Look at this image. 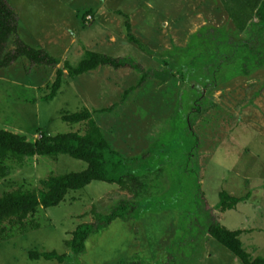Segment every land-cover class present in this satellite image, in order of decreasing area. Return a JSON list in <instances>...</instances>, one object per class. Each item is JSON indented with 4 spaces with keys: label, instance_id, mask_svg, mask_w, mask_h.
I'll list each match as a JSON object with an SVG mask.
<instances>
[{
    "label": "rangeland",
    "instance_id": "rangeland-1",
    "mask_svg": "<svg viewBox=\"0 0 264 264\" xmlns=\"http://www.w3.org/2000/svg\"><path fill=\"white\" fill-rule=\"evenodd\" d=\"M10 2L29 45L50 47L53 41L61 47L56 51L66 49L65 58L52 55L62 62L59 69L66 62L78 66L86 51L128 59L143 69L102 67L78 78L66 72L58 97L47 101L59 69L37 67L30 74L29 61L21 60L0 72V131L30 142L44 135H84L86 124L71 125L63 118L88 110L113 149L144 173L137 176L144 186L136 195L95 183L60 207L41 208L23 226L5 224L0 264H49L31 260L33 251L66 254L73 264H243L214 239L202 242L220 219L230 231L244 230L246 250L254 259L264 258V70L216 86L208 77L186 79L181 71L166 82L153 75L142 79L152 69L151 74L169 70L171 59L164 53L186 47L203 27L232 30L217 1ZM110 9L128 17L144 49L129 41L127 19ZM197 107L199 116L193 113ZM192 131L198 141L193 151ZM186 151H192L189 165ZM7 165L10 175L0 182V197L16 191L38 193L50 177L87 168L69 157ZM188 166L192 174L185 175ZM224 191L248 200L223 216L225 212L211 205L219 204ZM123 201L134 206L129 215L93 235L82 256H73L66 243L77 228L98 223L97 213L107 215Z\"/></svg>",
    "mask_w": 264,
    "mask_h": 264
},
{
    "label": "trees",
    "instance_id": "trees-1",
    "mask_svg": "<svg viewBox=\"0 0 264 264\" xmlns=\"http://www.w3.org/2000/svg\"><path fill=\"white\" fill-rule=\"evenodd\" d=\"M216 1L226 14L229 24L233 27L232 30L227 27H203L194 34L186 47L174 48L172 51L164 53L171 59L169 70L165 72L156 70L154 74H151L154 70L152 69L143 75L144 81L146 76L153 75V77L166 82V80L176 77L178 71H181L186 79L188 76L192 78L208 77L212 81L211 86H216L221 83V80L230 82L240 76L251 77L254 73L264 70V0ZM120 15H123L125 20L128 18L122 12ZM125 29L129 41L144 49L140 40L133 35L129 19L125 22ZM19 31L20 17L10 0H0V72L13 67L24 59L29 61L28 71L30 74H33V70L37 67L59 69L62 63L59 59L53 57L45 49L27 44L19 36ZM102 67H110L115 71L143 69L128 59L86 51L78 66L74 67L70 62H66L64 68L58 70L57 80L46 100L50 101L58 97L66 72L71 78H78ZM216 79L219 81L216 82ZM198 103H201V100ZM196 109L193 113L195 114L197 111L196 115L199 116L202 112L201 108L197 107ZM63 119L71 125L86 124L85 134L44 135L38 141L30 142L28 138L21 135L0 131V182L6 180L10 175V168L7 165L9 161L25 163L35 158L50 157L59 160L69 157L87 164L85 171L52 176L43 181V190L38 193L16 191L0 197V236L5 231L3 229L5 224L23 226L25 221L30 216L36 215L41 208L49 210L60 207L66 203L70 195L80 193L95 183L119 186L136 195L144 186L137 177L143 176L144 173L134 167V162L126 160L113 149L90 111L84 110L76 114H67ZM182 136H184L183 133ZM190 137L196 142L192 146V151L194 148L197 150L198 141L195 138V132L192 131ZM192 151H186L188 165L193 157ZM138 162L140 163L141 160ZM132 163L134 164L132 165ZM189 174L192 173L188 166L185 168V175ZM247 200V198L232 197L224 191L220 194L218 209L223 212L233 211L239 204ZM133 207L127 201H123L107 215L97 213L98 223L80 225L73 233L72 240L66 243L72 255L82 256L87 251L88 243L93 235L102 233L117 220L125 219ZM209 234L243 264H264L263 257L254 259L244 247L241 240L243 232L230 231L220 223H216L210 227ZM30 259L33 261L45 259L46 262H56L57 264H73L71 256L61 255L58 252L33 251L30 254ZM130 264L144 263L143 261H133Z\"/></svg>",
    "mask_w": 264,
    "mask_h": 264
},
{
    "label": "crops",
    "instance_id": "crops-1",
    "mask_svg": "<svg viewBox=\"0 0 264 264\" xmlns=\"http://www.w3.org/2000/svg\"><path fill=\"white\" fill-rule=\"evenodd\" d=\"M103 9H104V7H102ZM15 10V9H14ZM108 10V12H109V9H107ZM16 11V10H15ZM104 12H105V9H104ZM110 12L111 13H121L122 11H119V10H116V9H114V10H112V9H110ZM17 13V12H16ZM18 14V13H17ZM118 15V14H117ZM19 16V15H18ZM20 17V16H19ZM118 17H121V16H119L118 15ZM101 18L103 19V20H105V18L104 17H102V15H101ZM20 28H21V18H20ZM111 29V28H110ZM104 34H107L106 32L104 33ZM114 34V33H113ZM23 33H21L20 34V31H19V36L21 37V39L23 40V41H25L27 44H29L28 43V40L26 39V38H24L23 36ZM25 40H24V39ZM85 39H88V37H86ZM97 40V39H96ZM113 41V40H112ZM51 43H53V45H51L50 47H43V45L41 46L40 44V48L42 47V49H45L47 52H49L51 55H53V53L54 54H59V55H62L64 58H65V55H64V53L66 52V49L64 50V53H63V51H62V49H61V51H60V49H59V51H56V48H61V47H59L58 45L59 44H57V43H59V42H55L56 44H54V42L52 41ZM110 43H112V42H110ZM37 45H38V43H36ZM36 45V46H37ZM38 45V46H39ZM31 46V45H30ZM86 48V47H85ZM100 53V52H99ZM69 58V57H68ZM68 58H66L67 60H70V59H68ZM72 58V57H71ZM119 58V57H118ZM121 58V57H120ZM60 60V59H59ZM19 63V62H18ZM17 63V64H18ZM16 64V65H17ZM54 70V69H53ZM232 196V195H231ZM233 197V196H232ZM237 198V197H236ZM219 204H220V202H219ZM218 204V205H219ZM218 205H211L212 207H217L218 208ZM242 206L243 205V203H241V204H239V206ZM239 206L237 207V208H239ZM243 207H244V205H243ZM226 213L227 212H225V213H223V216H225L226 215ZM218 223H220L222 226H224L223 224H222V220L220 219V221L218 222ZM225 227V226H224ZM226 228V227H225ZM236 231H241V232H243V234H242V236H241V240H242V242H243V238L245 237V234H244V230H236ZM244 236V237H243ZM206 238H208V242L210 241V239H213L211 236H210V234L209 233H207L206 235H205V240L204 241H202V242H206ZM244 244V243H243ZM202 245V244H201ZM50 264V263H49Z\"/></svg>",
    "mask_w": 264,
    "mask_h": 264
}]
</instances>
